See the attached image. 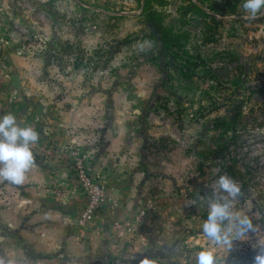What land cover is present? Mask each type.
Wrapping results in <instances>:
<instances>
[{"label":"crops","instance_id":"crops-1","mask_svg":"<svg viewBox=\"0 0 264 264\" xmlns=\"http://www.w3.org/2000/svg\"><path fill=\"white\" fill-rule=\"evenodd\" d=\"M0 3L2 9H9L4 14L10 22L18 0ZM37 31L53 43L79 40L86 50L95 49L101 40L97 32L80 34L77 26L58 28L48 20ZM17 48L14 44L0 47V115H15L18 123L32 126L40 138L32 146L35 164L25 183L0 181V258L7 256L12 264L56 257L63 264H110V260L113 264L117 258L116 264H136L133 256L152 252L164 259L173 254L168 247L174 240L173 245L181 244V224L193 220L196 201L191 193L200 192L206 201L210 196L206 184L183 181L189 158L206 150L211 115L195 123L186 117L182 123L174 120L169 115L172 85L165 82L158 71L161 65L152 57L130 72L118 66L117 78L111 76L110 67L89 75L71 62L66 75L60 76L55 67H47L45 58L21 55ZM13 75L20 80L19 94L10 82ZM52 75L60 77L58 87L47 83ZM37 104L43 107L40 118ZM201 142L203 148H195ZM71 147L86 156L88 173L107 187V200L94 223L84 229L76 226V215L85 202L72 170ZM139 208L146 211L139 225L129 231L113 228ZM184 237L181 242L192 248L191 257L209 246L194 226L184 231ZM238 254L236 249L217 250L220 264H241ZM253 254L246 256L253 258ZM180 256L168 262L184 264Z\"/></svg>","mask_w":264,"mask_h":264},{"label":"rangeland","instance_id":"rangeland-1","mask_svg":"<svg viewBox=\"0 0 264 264\" xmlns=\"http://www.w3.org/2000/svg\"><path fill=\"white\" fill-rule=\"evenodd\" d=\"M18 3L10 22L8 14H4L9 9L0 7V47L14 44L21 55L30 53L45 58L48 60L47 67H55L60 76L66 75L65 61L73 64L76 55L59 52L55 57L53 41H45L41 31H37L47 20L58 28L61 25L71 29L77 26L80 34L99 33L100 43L93 50L83 48L79 40L69 43L80 45L85 52L84 58L91 57L94 50L102 49L105 53H112L111 60L107 66L100 64L94 71L87 59L77 68L85 69L91 75L110 67L111 76L117 78L115 72L118 66L122 71L130 72V69H138L146 59L158 52L155 44L160 46L157 42L159 35L146 16L156 13L163 17L162 26L171 33L179 58L187 62L184 69L191 74L189 79H183L178 72L175 73L177 62L170 61L165 54L162 55V62L155 59L161 65L158 71L163 73L165 82L172 85L168 95L171 104L169 115L181 123L185 117L188 122L195 123L203 115H211V135L210 139L206 136V152L189 158L190 169L183 182L198 186L206 184L209 195L215 187V179L220 175H228L240 185L241 195L234 202V208L249 216L254 230L248 233L245 240L235 241L231 250L240 252L237 260L241 264H251L254 257L249 258L250 255L246 254L254 253L255 256L258 244H264V11L256 19H247L242 7L243 0H206V5L197 0H148L146 4L145 0H18ZM209 4L217 12L209 11L206 7ZM193 5L217 22L200 15ZM126 38L129 41L122 43ZM198 57L208 65L211 74L202 63H198L201 62ZM193 64H197V67ZM213 73L222 85H216L218 82L211 80ZM59 78L52 75L46 81L51 87H58ZM85 81L90 85L91 77ZM234 116L235 126L223 123L225 117L232 120ZM208 131L206 128V135ZM222 144L228 145L226 156L215 152ZM196 147L203 148V143ZM207 150L211 151V155L207 156ZM201 195L200 192L191 193L193 201H196L195 210L191 211L193 220L181 224L182 232L178 239L181 244L173 245L177 242L174 240L168 247L173 254L166 253V258L161 259V254L148 252L135 256L133 261L136 264L144 255L154 264H175L168 262V258L176 260L180 255L184 258V264H196V256H190L192 248H187L183 242L184 231L191 230L193 226L200 236L202 234L201 224L207 215V201ZM82 197L84 208L86 199L83 194ZM90 226L77 227L84 229ZM151 250L156 252L154 247ZM101 258H105L104 255ZM231 258L235 256L231 255ZM21 259L22 255L19 261ZM48 259L28 263L63 264L61 260H56L57 257ZM234 262L237 263L236 258ZM112 263L120 262L117 258Z\"/></svg>","mask_w":264,"mask_h":264},{"label":"clouds","instance_id":"clouds-1","mask_svg":"<svg viewBox=\"0 0 264 264\" xmlns=\"http://www.w3.org/2000/svg\"><path fill=\"white\" fill-rule=\"evenodd\" d=\"M242 7L247 19H256L264 11V0H243ZM39 138L32 126L18 123L15 115H0V181L17 186L25 183L27 173L35 164L32 146ZM214 183L207 198V215L201 224L209 246L196 253V264H220L217 250L230 251L235 241L245 240L254 230L249 216L234 208V202L241 195L240 185L228 175L218 176ZM258 246L252 264H264V244ZM0 264H12V261L5 256L0 258ZM139 264H154V261L144 255Z\"/></svg>","mask_w":264,"mask_h":264},{"label":"trees","instance_id":"trees-1","mask_svg":"<svg viewBox=\"0 0 264 264\" xmlns=\"http://www.w3.org/2000/svg\"><path fill=\"white\" fill-rule=\"evenodd\" d=\"M200 4L202 5H206V0H197ZM148 3V0H145V4ZM193 7L195 8V10L202 16H205L206 18H209L210 20H212L213 22H217L213 17L209 16L204 10L198 8L197 6L193 5ZM207 9L211 12H217L216 8L212 7L210 4L206 6ZM147 20L149 21L148 23L156 30L157 34L159 35V39H155L157 40V42H159V45L158 46L157 44H155L157 46V53L154 54L153 56H150L152 57V60L156 59V58H162V55L165 54L167 56H169L170 58V61L173 60L174 62H177L176 63V70H175V73L178 72L179 73V76H181L183 79H189V77L191 76L190 73L187 74V72L185 71L184 69V66L187 64V62H184L183 60H181L182 58H179V53H178V50L175 48L174 46V40L171 36V33L167 30H165L162 26V20H163V17L161 15H157L156 13H149L147 14ZM129 40L126 38L122 41V43H127ZM55 45V46H54ZM53 46L56 47V54L55 57L57 58V55L60 53H63L65 55H73L75 54L76 56V60L75 62L72 64L74 68H77L79 66H81L80 64L83 62V60H88L90 61V63H92V67H91V70L94 71L96 70L99 66L98 65H102V66H107L108 62L111 60V54H108L107 52L105 53L102 49H97V50H94L92 53L93 55H91V57H88V58H84V49L81 48L80 45L78 44H72V43H69V42H64V43H60V42H54L53 43ZM156 48V47H155ZM116 51V50H115ZM156 51V50H155ZM55 52V51H54ZM149 53L151 54L152 52L149 51ZM105 56H107L106 58H104ZM166 56V57H167ZM199 59V57H198ZM201 62H198V63H202V66L206 69H209L208 70V73L211 74V69L208 68V65L204 64L203 61L201 59H199ZM198 60V61H199ZM181 61V62H179ZM168 60H167V65L169 66L168 64ZM65 66H67L69 63L67 61H65ZM195 67H197V64H193ZM189 72V71H188ZM211 80L214 81V82H218L217 81V77L215 76V73H213L212 76H210ZM240 80V78H239ZM216 85H222L221 82H218V84ZM205 116V115H203ZM202 116V117H203ZM236 116H234L232 118V120H227L226 117L224 118V122H227L228 124H230V126L232 125H236L235 124V118ZM215 122L213 123L214 127H215ZM227 147L228 145H225V144H222V147H218L217 150L215 151L216 153L218 154H223V156H226V150H227ZM206 152V150H205ZM207 156L210 154L211 155V151L210 150H207ZM214 153V152H213ZM222 156V155H221ZM232 176V174H231Z\"/></svg>","mask_w":264,"mask_h":264},{"label":"built area","instance_id":"built-area-1","mask_svg":"<svg viewBox=\"0 0 264 264\" xmlns=\"http://www.w3.org/2000/svg\"><path fill=\"white\" fill-rule=\"evenodd\" d=\"M69 153L72 158V170L75 180L86 199V205L77 216L76 225L79 227L90 226L94 223L97 211L107 200V187L103 181L88 173L85 165V155H82L75 147L69 148ZM145 215V209L139 208L131 218H125L121 223H114L113 228L116 230L124 228L129 231L134 225L139 224Z\"/></svg>","mask_w":264,"mask_h":264},{"label":"water","instance_id":"water-1","mask_svg":"<svg viewBox=\"0 0 264 264\" xmlns=\"http://www.w3.org/2000/svg\"><path fill=\"white\" fill-rule=\"evenodd\" d=\"M10 82H11V85H12V88L15 90L16 93H20V80L19 78L16 76V75H13L10 77ZM35 112H36V115L37 117H42L43 116V107L41 104H37L35 106ZM176 264H179V263H176Z\"/></svg>","mask_w":264,"mask_h":264}]
</instances>
